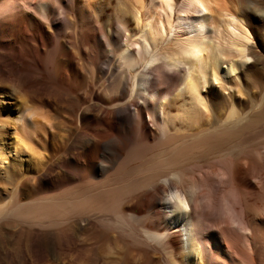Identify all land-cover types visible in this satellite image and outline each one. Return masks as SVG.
<instances>
[{
	"label": "bare ground",
	"instance_id": "1",
	"mask_svg": "<svg viewBox=\"0 0 264 264\" xmlns=\"http://www.w3.org/2000/svg\"><path fill=\"white\" fill-rule=\"evenodd\" d=\"M53 1L0 0V109L9 94L5 82L22 86L26 96L16 116L0 115V129L15 125L16 145L40 163L23 183L53 182L71 165L85 179L109 167L96 155L117 161L155 134L159 148L149 164L156 171L142 180L128 183L127 154L118 175L100 187L39 202L31 213L25 208V224L38 226L34 232L55 254L63 231L51 229L52 218L70 213L79 227L115 226L132 244L156 241L174 257L165 253L161 264H264V55L250 30L264 23L261 0ZM102 1L114 6V30L99 18ZM27 26L35 30L29 46ZM253 67L256 101L236 94ZM98 79L113 86L107 97L96 90ZM217 82L234 94L224 95ZM220 96L226 110L215 117L213 99ZM60 110L74 114L77 127L65 139V155L49 165L52 158L42 162L41 152L57 135L53 113ZM12 150L0 142L1 166ZM19 185L6 198L14 200ZM144 189L132 207L143 205L156 220L143 226L148 238L141 240L121 213L109 216L102 206ZM10 201H0V226H8L0 264H15L14 223L26 215L19 213L25 203Z\"/></svg>",
	"mask_w": 264,
	"mask_h": 264
},
{
	"label": "rangeland",
	"instance_id": "2",
	"mask_svg": "<svg viewBox=\"0 0 264 264\" xmlns=\"http://www.w3.org/2000/svg\"><path fill=\"white\" fill-rule=\"evenodd\" d=\"M51 1L54 3L53 0ZM101 3L104 7H103V11L99 13L100 15L99 18H101L100 20L102 22H107L109 29L114 30L115 29V19H114L115 16L113 17L114 6L107 5L104 3V1H102ZM261 4H262L261 6L264 5V0H261ZM5 10L8 11V7H6ZM133 26L134 24H132V27ZM27 29L31 33V36L28 38H24L23 41L24 44L29 46L34 44L35 30L31 26H27ZM250 30L253 35V43H255V45H259L260 51L264 55V23L258 20L257 22L254 23V25L250 26ZM256 69L257 68L253 67L249 71L250 73L248 72L249 74L247 73L245 76L242 77L241 87L239 89V92L236 93L238 94L237 96L242 94L240 95L241 98L250 99L248 98L249 96L251 97V99L253 97L255 101L260 99V94L257 90H255V88H253L251 81V79L255 74ZM251 75L253 76L251 77ZM219 84L220 83L217 82L215 86H217V88H219V90L223 92L224 95H227L229 92L234 94V90L232 89L224 90V88L220 87ZM4 85L6 86L7 93L9 94L5 93L6 95H4L6 99L5 106L1 105L0 115L3 116L2 114L6 112L11 116L14 115L16 116V113L14 111L22 107L25 102L26 99L25 90L22 86H16L10 82H5ZM232 85L233 87H236L234 84ZM112 87L113 86L111 85V86H107L106 88L105 84L102 82V79L96 80L95 88L96 90L100 91V93L104 97H107L111 93L110 91H112L113 89ZM236 91L237 90H235V92ZM213 100L216 103L214 104V113L216 114L214 116L219 117L224 112V110H226V107L222 103L221 96L219 98H214ZM245 106H247V104ZM58 112L53 113V121L54 124L56 125L54 129L55 131H58L56 132L57 135L55 136V138H53L50 141L51 143L49 145H46L47 147L42 148L43 150L39 146L36 148V150L39 148V150H37L38 152H41V150L44 151L41 152L42 153L41 157L42 158L45 157V159H42V162L48 163V160L52 158L53 161L51 159L49 161V163L51 162L52 164L48 163L49 165H55L58 159L61 158L63 155H65V153L67 152L65 139L68 138V136H70L71 133L74 132L77 127L76 126L77 120L74 121L75 120V116H73L74 114L69 113V111L66 110H60ZM10 122H13V120L10 119ZM14 126L15 125L13 124L9 125L8 127L1 126L0 129V142L6 144L8 148H13L12 151H9L5 154L7 158L6 159L7 162L4 163V166L0 165V192H2V194L0 195V197L2 196L0 198L1 199L0 201L6 203V201L12 200L11 196L9 198L8 197L6 198V194L7 193L8 195L10 193L12 194L13 191L12 185L16 183L18 185L21 184V186L19 185L20 188H18L20 190L19 191L20 194L14 197V200L10 201L11 202L10 205L14 203L16 204L17 201H21V203L23 202V204L25 203V205L20 206L19 213H22L21 214L22 216L26 214L24 218L20 215L19 217L22 218L21 219L18 218L16 224L14 223V228L17 230L15 264H42V263L57 264L60 262L62 264H161L162 263L164 254L166 253V256H168L169 254L166 251L161 250L159 245H157L156 241H153L150 238L146 239L147 242L151 244L149 246L142 244L141 245L132 244L129 233L115 226L110 228L108 227L106 228L100 225H96L95 227H85V228L79 227L75 225V220L77 219V216H75V214L72 215L69 213L68 215V213H66L67 216H65L66 215L65 214L63 215L64 217H62V215H59L57 218H54V216L52 218L53 225L51 229L58 231L60 230V232L63 231L62 232L63 241H61L60 245L58 246L59 254H55L51 250L52 247L50 245H47L45 240L34 232L36 228L39 229L38 226L28 227L25 224L26 222L25 220H27V218L28 221L30 220V218L28 217L29 215H27L30 209L31 211H29V213L33 212L34 208L40 207L42 204H43L42 206H44V204L46 205L50 201V199L51 201H53V200H62L63 198L68 196H70L68 198L76 197L81 193H83L84 191L86 192L88 190H93V187L95 188L97 186L100 187V185L107 182L109 179L114 178L115 174H116L115 176H117L119 172L118 167L124 161V158L127 156V154H130V160L128 162L129 163L128 165L129 168L131 167L130 172H133V175L132 177L129 178L130 180L128 181V183L129 182L131 183V181L138 182L139 180H142V178L146 177V175L154 173L156 169L149 170V167L151 166V165L149 166V164H152L154 162L153 161L154 154L157 152L159 148V140L156 134L146 145L141 144L137 146L133 145L128 147L126 151L123 153L122 157L119 158L117 161H114V157L109 153L103 158L96 155L97 156L96 160L97 158L98 161L101 160L103 165L105 164L109 166L108 167L109 169L107 168V170L105 169V171H102L100 169L98 170V172L92 173L94 174V176L92 174L90 175L92 177L88 175L85 179H81L80 177L82 176L81 173H85V172H83V170L80 169L77 170L74 165H71L72 169L68 173L61 174L56 169L58 173L56 177H54L53 182L52 181L36 182V180L34 181L33 179L31 181H27L23 183L25 178L27 177L33 178L34 173L36 174L38 165L40 163L38 157H36V155L33 157L31 151L28 150H26L25 152H23L22 150L20 151L21 148L17 146L15 143L16 141L15 137L17 136L15 133L16 127ZM61 136L62 138H64V140H62ZM156 148L157 150H155ZM63 150L65 152H63ZM52 155H54L55 159H53L54 157ZM96 160L95 162H97ZM146 168L149 171H147ZM78 174L79 176H77ZM53 189H55V192ZM146 191L149 190L144 189L137 191L139 193L133 192V193H129L130 195L125 194L124 196L119 198L121 201H118L119 199L117 200L118 201L117 203H115L114 201L115 205H113L112 203V205L108 207L109 209L106 208L107 205H104V207L102 206V208H104L103 211L105 212L107 211V215L109 216L116 217V214L121 213L124 216V218L129 220L131 225L135 228V234L141 240L142 238L147 237L143 233V226L148 223H154L156 220V217L152 213V211L151 210L148 211L144 209L143 205L132 207V205L136 203L135 201L138 195L141 192L144 193ZM39 202L41 203V205ZM25 208L28 209L27 212ZM7 228L8 226H0V251L2 252L5 251V249L8 246L7 245L8 236L6 232ZM168 257H170V255ZM171 257L174 259L173 256ZM183 261L187 262L185 259H183Z\"/></svg>",
	"mask_w": 264,
	"mask_h": 264
}]
</instances>
